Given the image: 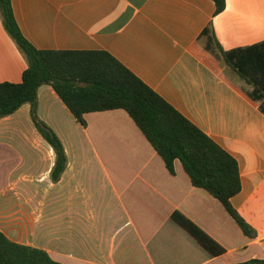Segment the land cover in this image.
Returning a JSON list of instances; mask_svg holds the SVG:
<instances>
[{"label": "crops", "instance_id": "1", "mask_svg": "<svg viewBox=\"0 0 264 264\" xmlns=\"http://www.w3.org/2000/svg\"><path fill=\"white\" fill-rule=\"evenodd\" d=\"M11 1L35 48L111 54L233 156L241 191L231 205L258 238L240 245L223 208L179 163L172 174L157 154L124 150L106 155L109 175L85 128L49 85L38 91V117L63 143L68 166L53 181L57 157L31 105L2 119L0 233L62 264H153L133 217L157 264L264 260V101L253 99V88L221 53L264 42V0H226L219 15L213 0ZM28 66L0 15V84L21 83ZM7 209L20 210L13 235L3 222ZM22 210L30 216L29 237Z\"/></svg>", "mask_w": 264, "mask_h": 264}, {"label": "trees", "instance_id": "2", "mask_svg": "<svg viewBox=\"0 0 264 264\" xmlns=\"http://www.w3.org/2000/svg\"><path fill=\"white\" fill-rule=\"evenodd\" d=\"M213 1L216 15L225 11L226 0ZM0 15L29 65L21 83L0 84V121L22 106L31 105L33 122L57 157L53 181L61 179L68 157L57 134L38 117V91L45 85L53 87L85 128L109 175L111 169L106 155H117L124 150L155 153L172 174L179 163L192 184L205 190L223 208L231 225L239 232L240 245L247 247L257 240V231L231 205V199L241 191L240 168L233 156L111 54L38 50L21 32L11 0H0ZM221 53L231 70L253 88V99L264 101V42L229 52L221 49ZM107 121L112 123V128L99 127ZM121 199L128 209L124 197ZM131 219L151 261L157 264L150 242L140 225L133 217ZM0 264L62 263L44 250L18 244L0 233ZM236 264H264V260Z\"/></svg>", "mask_w": 264, "mask_h": 264}, {"label": "rangeland", "instance_id": "3", "mask_svg": "<svg viewBox=\"0 0 264 264\" xmlns=\"http://www.w3.org/2000/svg\"><path fill=\"white\" fill-rule=\"evenodd\" d=\"M249 88V87H247ZM249 90H251V88H249ZM7 214L6 217L4 219V224L6 226V228L9 230V232L11 233V235H13V222L15 221V218H19L20 216L18 215L20 210L17 209H10V210H4ZM22 212H25V218H23L21 224L24 225L27 228V231L25 232V236H30V227H29V223H30V216L28 213V210H22Z\"/></svg>", "mask_w": 264, "mask_h": 264}]
</instances>
